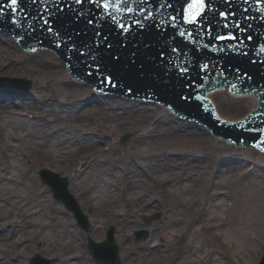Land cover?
<instances>
[{"label": "rangeland", "instance_id": "374dc122", "mask_svg": "<svg viewBox=\"0 0 264 264\" xmlns=\"http://www.w3.org/2000/svg\"><path fill=\"white\" fill-rule=\"evenodd\" d=\"M1 36L8 37L4 34H0ZM4 42V39H0V53L4 52ZM6 49L8 54H5V59L1 58L2 61L15 63L19 67L9 72L6 69L0 71V77L26 78L29 85L13 89L0 87V94H18L19 98H30L34 107L19 115L16 112L23 109L25 103L6 106L5 115L11 118H17L19 115L38 123V126L49 123L52 125L46 133L48 139L44 140L41 136L33 137L11 124L7 125V122L2 120L4 117H0V172H9L5 183H0V264H25L35 253L50 259L49 264H95L87 253V241L104 239L110 224L115 227V241L119 246L122 264H175L180 254L199 239L203 245L205 241L206 248L212 247V256L218 264L262 262V223H257L258 235L252 232L256 223L249 224L251 237L256 239L255 245L258 246L256 256H253L254 252L251 251L254 257L251 261L250 258L244 261L231 257L232 248L222 246L223 239H215L211 229H198L195 240L191 238L190 231L199 218L201 221L198 226L204 219H209L214 210L218 209L217 213L220 212L222 205L218 202L233 204V199L252 189L254 182H264V174L261 175L264 173L263 155L244 149L229 150L228 146L209 139L197 128V136L202 138L201 140L181 138L173 145L168 144L164 139L167 136H175L173 132L169 134V131L159 132L152 129L156 124L170 127L165 120L161 121L164 119L162 117H165L161 110L163 107L154 104L140 107L135 111L134 119L130 118L127 123L117 119L119 115L116 113L122 114L123 106L104 104L103 107L101 103L80 107L77 111L81 113L79 116L74 115V107H63L64 110L57 119L54 107L56 105L58 109L62 108L58 106V100H63V97L64 100H74L75 97L90 94V87L68 84L70 80L61 67L59 72L52 73L57 67L50 68L43 62L51 59L47 55L29 56L15 44L7 45ZM33 57H37L38 61ZM107 100L122 101L118 98ZM145 112L148 115L142 118L141 115ZM50 113L52 116L48 115ZM158 115L160 119H156ZM136 117L139 120L136 121ZM60 131L73 133L75 137L73 140L64 139L59 134ZM100 133L107 136L98 141ZM126 134L129 135L128 141L126 144L120 143L121 137ZM85 139L91 145L86 146ZM111 142V152L105 150L104 155L101 153L96 164L104 167L106 161L112 163L116 160L114 163L119 164L118 168H126L128 163L133 165L137 159L153 162L147 167L148 170L144 167L141 177L131 184L133 191L127 190L131 187H126V179L129 176L124 171L121 176L116 177L105 167L102 177L110 179L106 186L113 191L118 189L113 197L109 194L103 196L101 192L104 193V190L96 189L102 182L95 184L90 176L94 173L92 166L95 164L90 169L81 168L82 170L74 173L83 161H88L95 150L101 147L104 150L103 146ZM169 159L174 162V166H165ZM225 165H229L228 173L220 176L226 169L223 168ZM41 168L50 169L69 180L68 188L90 221L87 230H78L73 224L72 216L63 214L62 204L51 202L50 191L41 183L37 174ZM188 168H191L190 172ZM203 177L208 181L209 186H205L206 188H201L205 184L204 181L202 184L196 183L201 182ZM250 179L253 180L248 181ZM118 183H121V186ZM184 188L187 189L185 193ZM258 188L262 191V187ZM218 193L224 195L218 196ZM139 195L145 196L148 203L155 206L142 204ZM259 200H253L252 207ZM157 213L160 214V220L150 223L144 221L145 217ZM237 225L240 223L234 226L237 231L233 235L234 240L244 235ZM139 229H147L148 237L136 240L134 232ZM183 235L188 236L186 241L180 244ZM243 240L246 242V239ZM153 247L155 249H152Z\"/></svg>", "mask_w": 264, "mask_h": 264}, {"label": "bare ground", "instance_id": "6f19581e", "mask_svg": "<svg viewBox=\"0 0 264 264\" xmlns=\"http://www.w3.org/2000/svg\"><path fill=\"white\" fill-rule=\"evenodd\" d=\"M0 38L1 40L4 39V44H3V53H0V71L2 70H7L9 71H13L15 69H18V65H16L15 63L10 64L8 63V61L3 62L2 61V57L3 59H5V54H8V48L6 49L7 45H14V41L12 40V38L9 37H3ZM5 45V46H4ZM47 55L48 57H50L51 59H46L45 61H43L48 67L53 68V67H57V69L52 73H57L59 72L60 67L63 68V64L62 62L58 59V58H54L52 57L49 52L46 51H40L37 50L34 53V57L35 56H45ZM32 56V55H29ZM33 57V58H34ZM35 61L37 60V57L34 58ZM33 59V61H34ZM14 66V67H13ZM7 77H3V79H5ZM7 82H11L10 79H7ZM68 84H73V81H69ZM88 84H86V88H87ZM89 87H91V85H89ZM5 96V97H3ZM13 96V97H11ZM25 103V106L23 107V109H18L19 111L16 112L13 110V112H16L19 115H23L25 114V112H27V109L34 107V105L31 104L30 98H24L21 97L19 98L18 94L14 95V94H8V93H3L0 94V117H4L2 120L4 122H7V125L11 124L13 127H16L17 129L24 131L25 133H27L30 136L33 137H42V139L46 140L48 139L46 137V133L49 131V127L52 125V123L46 124V125H41L38 126V123L33 122L32 120H28L27 118H23L21 116H17L14 117H8L5 115L6 110L4 109L6 106L8 107H12L13 105H17V104H22ZM132 103V101H127L126 104ZM104 104L106 105H111L113 107H120L123 106L122 101L119 100H112V101H106ZM104 104L102 105L103 107ZM27 106V107H26ZM145 108L147 107V105H140L137 107V110L139 109V107ZM117 109V108H115ZM55 113H56V118L59 119L60 112L64 110V108L62 107L61 109L55 105L54 107ZM131 110V108L129 109ZM136 111V110H135ZM135 111H129L125 114H121L120 112H117L116 114L119 115V117L117 118L120 122L126 121V123L131 119H134V115H135ZM163 113H165V117H162L165 120L166 123L168 124V126L170 127H176V125L174 124L175 122L177 123L178 121L176 120H172V116H170L165 110H163ZM81 113H74L75 116H79ZM116 114L114 116H116ZM49 116H52V114H48ZM148 114L145 112L144 115H141V117H145ZM139 116V114H138ZM57 119H55L54 121L56 122ZM73 119V117H72ZM135 120H139L137 117L135 118ZM132 120V121H135ZM51 121V120H49ZM178 126V125H177ZM152 129H155L157 131H164V132H168V128L167 126H162L159 124L153 125ZM60 135L63 136V138H67L68 140H73V137H75L73 135V133L71 134H66L63 131L59 132ZM175 134V136H173L172 138H170V136L165 137L164 141L168 144L173 145L175 142L180 141L181 138H183L184 140L187 139H195L196 141L201 140L202 138H200L199 136H197V132L196 130H192V129H187L185 131H181V132H177V133H173ZM100 140H103L105 136H107V134L105 133H100ZM53 137V135H52ZM58 137V136H56ZM87 139H85V145H91L90 142H86ZM90 141V140H88ZM108 145V144H107ZM91 147V146H90ZM99 149L95 150L96 153ZM229 150H234V149H229ZM111 152V150H110ZM143 159V158H142ZM164 162V160H163ZM153 162H151L150 160H136L134 162V164L130 165L128 164L125 173L129 176L126 179V187L129 186L131 187L130 189L127 190H131L132 183H135L140 177H141V172L143 171L144 167H149L151 166ZM162 165V164H161ZM198 165V164H197ZM165 166L169 167V166H174V162L171 161L170 159L166 162ZM229 165H225L223 168L225 169L224 172H221L219 175L221 176L224 173H228L227 171L229 170L228 168ZM92 172H94L93 174H90L91 178H93V182H95V184H99V182H102L101 185H97L96 189L97 190H104V193L101 192V195L105 196V195H111L112 197L118 192V189H114L115 191H113L110 187H107L106 185H108L106 182H108L110 179L107 177H102L103 172L105 170V167H103L101 164H96L94 166H92ZM231 167V166H230ZM90 169V168H89ZM137 169V170H136ZM191 168H188V172H190ZM148 170V168H147ZM113 173L117 176H121V172L114 170ZM253 173V172H252ZM264 173H261V175ZM6 175L4 174L2 175L0 172V183H5V179H6ZM219 176V177H220ZM95 180V181H94ZM201 182L197 181L196 183L198 184H202L203 181L205 182V184H203V187L205 186H209L208 185V181L204 180V177L201 178ZM253 179H250L248 181H251ZM7 181V180H6ZM9 181V180H8ZM7 181V182H8ZM255 181V180H254ZM6 182V183H7ZM255 184L251 187L252 189H250L249 191H247L246 193L243 192L241 193L240 196H238L236 199H233V204H229V203H225L223 204L222 202H218L219 205H222L221 210H219L220 212H218V209L214 210V212L212 213L213 215L209 216V219H204L200 225L198 226L199 222L201 221V218H199V220H197V223L194 224V226L192 227V231H191V238L193 237V239L195 240L194 237H197L198 235V229H202V228H207V229H211L213 230L214 233V238L215 239H223L221 241V245L224 247H229L232 248V250L230 251V255L231 257H237L240 260H244L246 261V258H250V261L254 259L253 256H256V254H258V246L255 245L256 239L251 237V232H250V227L249 224L250 223H256L255 229L252 231L255 235H258V227H257V223H262L263 229H264V182L261 180H258L256 182H254ZM119 186H121V183H118ZM128 184V185H127ZM133 185V184H132ZM243 185V184H242ZM111 186V185H110ZM262 187V191L258 188V187ZM112 187V186H111ZM206 188V187H205ZM185 191H187V189L184 188L183 192L185 193ZM261 191V193H260ZM98 193V192H97ZM141 201L142 204H150L148 203V201L146 200L145 196L139 195L138 197ZM256 199H260L255 205L254 207H252L251 203L253 200ZM232 202V201H231ZM140 203V204H141ZM151 207H154V204H150ZM237 223H240V225H237V228L239 230L242 231L241 237L238 240H234L233 235L234 233H236V227H234ZM244 227H245V232H244ZM244 239H246V242H244ZM154 248V247H153ZM155 249V248H154ZM254 252V255L252 256V252ZM183 257L179 258V260L175 263V264H218L216 258L212 259L211 254H210V249L206 248L205 245V241H204V245L200 242V239L197 240V242L194 243V245H192L190 248L186 249V251L183 252ZM250 255V256H249ZM241 263V262H240Z\"/></svg>", "mask_w": 264, "mask_h": 264}, {"label": "water", "instance_id": "95a60500", "mask_svg": "<svg viewBox=\"0 0 264 264\" xmlns=\"http://www.w3.org/2000/svg\"><path fill=\"white\" fill-rule=\"evenodd\" d=\"M60 33H63L62 30H59ZM231 53H233V51L229 52V53H225L223 54L222 56L223 57H230L231 56ZM254 76L255 74H253L252 76V80L254 81ZM262 79L260 78L259 81H261ZM74 85H76V82L74 83ZM91 93L90 94H83L82 97H75V99H71L69 98V100H64V97H63V100H58L57 103H58V106L59 107H74V112L76 113L80 107H87L88 104H97V103H100L98 101H93L92 97L91 96ZM99 97V96H98ZM215 102H216V105H217V108L218 110L220 111V113L223 115L224 118L226 119H229V120H234V119H238L240 117H242L246 111L250 108V106H254L258 103V100L257 98L255 97H251V96H247V97H244V98H241V99H238V100H235L234 98L230 97L229 95H227L225 92H216V94H214L213 96ZM105 101V99H104ZM102 102V101H101ZM125 105V104H123ZM133 105V106H131ZM144 105V104H143ZM127 106L131 107V111H135L138 107V105L135 104V102H132V103H129L127 104ZM126 106H123V110H122V113L125 114L126 113ZM172 120H175L173 118H171ZM183 124L186 123V122H182ZM179 127V126H177ZM174 127H169L168 128V131H169V134L171 132H176L175 129L176 127L173 129ZM181 132V131H179ZM204 133V132H203ZM205 134V133H204ZM43 173V176H45V171L42 172Z\"/></svg>", "mask_w": 264, "mask_h": 264}]
</instances>
